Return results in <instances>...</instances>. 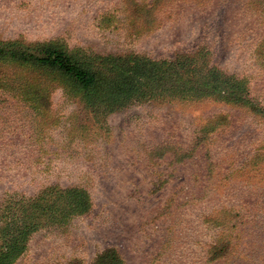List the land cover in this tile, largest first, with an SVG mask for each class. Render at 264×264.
<instances>
[{
	"label": "rangeland",
	"instance_id": "374dc122",
	"mask_svg": "<svg viewBox=\"0 0 264 264\" xmlns=\"http://www.w3.org/2000/svg\"><path fill=\"white\" fill-rule=\"evenodd\" d=\"M51 43L85 57L149 59L205 45L213 63L246 82L260 111L177 98L95 116L51 72L43 74L51 91L41 111L26 115L6 96L2 107L31 120L14 126L35 139L17 133L0 146V231L17 216L3 217L7 199L51 186L82 187L92 198L88 212L32 231L13 264H90L112 246L126 264H264V55L256 50L264 0H0V45ZM207 122L220 123L211 156L206 146L183 161L149 151L167 138L188 142ZM223 234L233 236L227 253L210 261L204 251Z\"/></svg>",
	"mask_w": 264,
	"mask_h": 264
},
{
	"label": "trees",
	"instance_id": "16d2710c",
	"mask_svg": "<svg viewBox=\"0 0 264 264\" xmlns=\"http://www.w3.org/2000/svg\"><path fill=\"white\" fill-rule=\"evenodd\" d=\"M256 50L263 56V43ZM0 63H3L0 67V87L3 92L9 93L0 97V101H8L6 96L11 97L10 100L17 99L23 104L21 106L26 115L31 110L41 111V103H48L51 88L50 79L43 76L46 72L64 78L71 85L68 84L70 88L67 91L81 94L95 116L121 109L132 101L177 98L182 101L210 98L237 105L249 104L254 111L260 108L248 98L246 82L213 63L210 50L205 45L173 59H149L136 55L129 58L85 57L52 43L37 45L35 49L8 44L0 45ZM13 65L26 70H18ZM1 102L0 116L7 129L0 128V146H8L7 142L12 141L17 133L27 141L35 139L32 129L20 132L17 130L19 126H14L16 123L27 124L31 121L28 116L21 120L14 110L8 112L9 109L2 107L5 102ZM219 124L207 122L198 128V132L196 129L188 142L167 138L149 151L159 157L171 151L176 160L183 161L192 158L198 147L206 146L211 156ZM31 146L25 149L32 150ZM257 165L254 163L251 167L255 173L258 172ZM91 207L92 198L87 189L76 186H51L32 198L7 199L1 210L3 217L4 214L16 213L17 216L6 222L0 231V264L14 263L23 253L32 231L44 225L68 222L88 212ZM219 220V215L214 218V221ZM232 237L223 234L212 241L209 250L204 251L209 254L208 259L215 261L224 256ZM90 264L126 262L118 248L112 246L98 253Z\"/></svg>",
	"mask_w": 264,
	"mask_h": 264
}]
</instances>
